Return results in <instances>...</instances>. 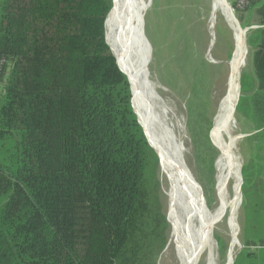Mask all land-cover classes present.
Masks as SVG:
<instances>
[{
  "label": "trees",
  "instance_id": "obj_1",
  "mask_svg": "<svg viewBox=\"0 0 264 264\" xmlns=\"http://www.w3.org/2000/svg\"><path fill=\"white\" fill-rule=\"evenodd\" d=\"M113 5L0 0V139L15 148L0 161V264H140L146 232L167 244L149 185L159 152L107 38ZM243 244L233 264L264 263L251 248L264 239Z\"/></svg>",
  "mask_w": 264,
  "mask_h": 264
},
{
  "label": "rangeland",
  "instance_id": "obj_2",
  "mask_svg": "<svg viewBox=\"0 0 264 264\" xmlns=\"http://www.w3.org/2000/svg\"><path fill=\"white\" fill-rule=\"evenodd\" d=\"M213 6V0H150L142 33L149 55L151 79L161 86L158 92L163 106L174 123V130L183 144L184 160L203 198L207 224L213 232L211 248L215 264H228L232 249L233 264L245 239H264V167L258 161L245 163L243 158V138L238 128L242 125L241 110L236 114V100L233 103L235 95L237 99L240 94V87L235 88L230 109L233 169L231 163L219 164L228 137L223 124L219 125L217 115L230 90L233 56L238 54L242 66L246 51L244 47L237 52V42H234L236 27L239 32L244 30L224 6L217 12H213ZM243 69L242 66L241 74ZM136 110L138 116L137 105ZM14 152L13 139H0L2 163L13 164ZM149 185L157 220L161 222V217L166 216L168 227L165 232L162 224L161 232L164 230L167 244L159 250L161 236L154 238L146 232L144 249L138 255L140 264H180L176 246L170 241L173 222L172 202L166 190L169 176L166 171H161V165L156 170L155 183L151 181ZM4 201L5 198L0 196V207ZM223 203L226 206L220 212ZM234 236L238 240L235 247ZM251 248L264 257V247ZM208 250V240L204 239L195 264H207Z\"/></svg>",
  "mask_w": 264,
  "mask_h": 264
},
{
  "label": "bare ground",
  "instance_id": "obj_3",
  "mask_svg": "<svg viewBox=\"0 0 264 264\" xmlns=\"http://www.w3.org/2000/svg\"><path fill=\"white\" fill-rule=\"evenodd\" d=\"M213 1L215 4L214 12H217L223 6L229 12L228 9L230 8L226 0ZM149 2L150 0H115L112 11L107 19V38L114 46L121 64L131 75L137 94L136 105L139 114L144 125L151 132L153 142V145H151L153 148L155 147V150L157 149V153L159 152L161 171L163 173L166 171L169 176V187L166 190L172 202L173 222L172 238L170 241L176 246L180 264H195L200 245L204 239H207L209 243L207 264H215L214 253L211 248L213 232L210 230L211 225L207 224V214L205 215L204 212L203 198L198 187L194 184L195 181L190 175L191 171L184 160L183 144L179 135L174 130V123L171 121L166 108L163 106L161 95L158 92V88L161 86L155 84L151 79L149 55L144 44L142 33L144 15ZM240 32L239 28L236 27L237 52L245 47L244 32ZM234 57L231 63L233 75L229 78L230 90L222 100L217 115V121L219 125L223 124L222 127H224V132L228 137L227 147L221 155L219 164L223 166L226 163H231L230 168L234 165L230 154L231 146L234 143L229 123L231 118L230 109L235 88L237 87L238 89L240 87L241 66L238 54ZM235 100L236 95L233 103ZM240 182L239 177L238 184ZM225 206L224 203L221 204L219 211L221 212ZM232 224L234 226V223ZM233 239V247H235L238 245V240H236V236ZM232 252L233 249L229 253L228 264H232Z\"/></svg>",
  "mask_w": 264,
  "mask_h": 264
},
{
  "label": "crops",
  "instance_id": "obj_4",
  "mask_svg": "<svg viewBox=\"0 0 264 264\" xmlns=\"http://www.w3.org/2000/svg\"><path fill=\"white\" fill-rule=\"evenodd\" d=\"M229 5V11L237 19V23L247 29L244 32L245 61L243 72L247 73L246 79L243 80L242 95L245 102L241 109L239 118L242 120L240 135L243 138L241 146L244 151L245 163L261 162L264 167V91L260 90L257 71L260 52L264 50V0L258 2L247 12H242L234 8V0H226ZM215 5V4H214ZM232 9V10H231ZM214 12V6H213ZM243 13V14H241ZM239 14L243 20L240 21ZM236 43V36L234 37ZM235 54V52H234ZM258 56V57H257ZM234 57V56H233ZM241 66V68H242ZM241 68L240 79L241 84ZM241 86V85H240ZM240 99V94L238 100ZM238 100L236 104L238 105ZM235 105V112H238Z\"/></svg>",
  "mask_w": 264,
  "mask_h": 264
},
{
  "label": "built area",
  "instance_id": "obj_5",
  "mask_svg": "<svg viewBox=\"0 0 264 264\" xmlns=\"http://www.w3.org/2000/svg\"><path fill=\"white\" fill-rule=\"evenodd\" d=\"M251 0H234V8L237 10H244L250 4Z\"/></svg>",
  "mask_w": 264,
  "mask_h": 264
},
{
  "label": "water",
  "instance_id": "obj_6",
  "mask_svg": "<svg viewBox=\"0 0 264 264\" xmlns=\"http://www.w3.org/2000/svg\"><path fill=\"white\" fill-rule=\"evenodd\" d=\"M225 3V2H224ZM232 10V9H231ZM232 17L237 21V19L234 17V15H233V12H232ZM238 22V21H237ZM239 24V23H238ZM239 27L241 28V29H243L240 25H239ZM244 30V32L245 31H247V29H243ZM111 48V47H110ZM116 57V56H115ZM118 63V62H117ZM190 175H191V177H192V179L194 180L195 178H194V176L190 173ZM201 186V185H200ZM168 220H169V217H168Z\"/></svg>",
  "mask_w": 264,
  "mask_h": 264
}]
</instances>
